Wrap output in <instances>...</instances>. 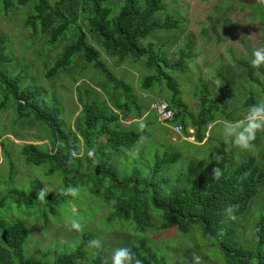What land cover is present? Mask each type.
I'll list each match as a JSON object with an SVG mask.
<instances>
[{
	"label": "rangeland",
	"instance_id": "obj_1",
	"mask_svg": "<svg viewBox=\"0 0 264 264\" xmlns=\"http://www.w3.org/2000/svg\"><path fill=\"white\" fill-rule=\"evenodd\" d=\"M115 5L119 0H110ZM163 9L153 15L162 20L173 16L179 20L176 29L155 32L141 42L151 45L152 52L162 58L168 67L179 60L182 71L169 72L176 82L179 101L189 115L198 109V88L206 86L208 100L217 99L218 109L225 106L224 113L217 112L215 121L208 123L203 130V139L196 143L188 136L172 134L165 126L157 124L149 106L155 98L165 99L164 85L152 87L147 91L139 90L140 79L150 73L142 60L129 57L119 64L116 59L106 56L99 47V38L88 33L87 42L98 51L111 78L123 82L126 91L137 103L147 108L140 117L134 111L128 115L113 114L109 117L122 134L135 132L138 139L147 136L143 145L134 143L129 148L116 146L110 154L108 163L121 180L132 169L137 173L134 189H143L142 179L164 182L162 189L189 186L199 172L213 176V169L220 165H235L246 156L258 155L264 150V131L257 133L252 150H242L223 134L225 122L244 119L248 109H239L242 101L252 95L253 105L264 101V65L254 68L252 76L256 82H248L244 69L239 62H250L253 50L264 47V0H162ZM32 4L18 5L10 0L3 8L0 0V36L3 37L6 62L0 63V73L19 87L33 89L40 96L37 104L49 108H59V119L63 129L73 132L80 105L95 101L107 107L106 96L97 86L107 82L89 67L83 68L81 61L74 59L69 72H59L49 79L43 76L46 66L56 57L64 45L74 38V30L69 29L56 42L50 43L46 33L37 26L29 27L25 20L31 14ZM86 29L84 20H80ZM183 56L178 58L179 53ZM223 78L231 81L228 91L222 87ZM0 218L5 222L20 220L29 228L22 246L23 255L31 264H51L57 256L75 250L84 232L92 239H100V249L90 248L87 244L83 258L75 264H96V259L111 264L115 248L136 244L144 239L164 264L178 261L194 264L193 256L201 258V264H225L215 248L213 239H205L198 227H192L185 234L175 228L159 230V217L151 204L147 205L148 223L141 229L128 222L111 217L115 204L114 188L107 177L91 175V166L85 162L84 148L79 141L78 156L72 153L67 157V172L60 169L47 170L50 164L32 166L25 164L19 154L22 144H33L40 150H57L64 153L63 147H51V137L45 125L33 119L32 114L19 118L15 112L13 95L5 94V85L0 84ZM226 114V115H225ZM146 124L144 129L139 126ZM188 129V128H187ZM186 138V139H184ZM67 143L65 148H69ZM139 148L138 157L131 155ZM110 151L108 148L105 152ZM176 153L172 164L158 166L152 176L155 156ZM222 156L217 162L215 157ZM258 160V159H257ZM54 164V163H53ZM68 186L78 187L77 197L64 194ZM47 187L49 195L41 202L38 191ZM22 193L21 201L15 196H7L10 191ZM35 192L30 203H24ZM108 199V200H107ZM28 201V200H27ZM264 209V187L251 201L246 212L236 221L235 237L238 244L252 251L255 240L252 225ZM77 214L82 218L84 229L77 232L70 228L69 218Z\"/></svg>",
	"mask_w": 264,
	"mask_h": 264
},
{
	"label": "trees",
	"instance_id": "obj_2",
	"mask_svg": "<svg viewBox=\"0 0 264 264\" xmlns=\"http://www.w3.org/2000/svg\"><path fill=\"white\" fill-rule=\"evenodd\" d=\"M16 4H32L31 14L26 17V24L33 28L37 26L42 33H46L50 43L56 42L69 29L74 30V38L63 46L60 53L44 69L45 79L53 77L59 72H69L74 59L81 61L83 68L89 67L97 73L107 86L98 85L105 96L108 105L102 107L95 101H88L80 105L78 119L75 120L73 132L63 129L59 119L60 109L54 105L46 108L37 104L40 94L33 89L15 86L0 73V84L5 85V94L13 95L15 112L19 118L32 114L33 119L45 125L51 137V147H63L64 153L55 150H40L33 144H22L19 147L25 164L39 166L50 164L47 172L60 169L67 172L68 156L78 152V144L84 148L85 162L90 165L91 175L107 177L115 192V204L111 217L114 220L128 222L141 230L149 219L147 205L151 204L159 217V230L175 228L180 233H187L190 228L198 227L205 239H213L215 248L225 264H264V209L252 225V234L255 245L252 251L242 248L235 237L237 219L243 215L251 201L264 187V150L255 156H246L235 165L224 164L221 175L214 179L203 171L191 179L189 186L162 189L164 182H153L142 179L143 189L136 191L134 183L137 173L134 169L121 180L116 179L115 170L108 165L110 154L116 146L129 148L138 139L135 132L122 134L109 121L113 114L128 115L134 111V116L140 117L146 107L137 103L123 82L112 79L110 72L101 61L100 54L87 42V32L95 33L100 42L103 53L116 59L119 64L129 57L135 61L142 60L150 73L142 77L138 83L139 90L147 91L161 84L167 92L164 99L174 111V120L182 128V136L186 129L193 130V140L200 143L203 139V130L208 123L214 122L217 112L224 113L225 106L218 109V100H208L205 85L198 88L199 99L197 111L189 115L184 105L179 101V91L176 82L169 72L182 71L180 61L168 67L160 56L154 54L151 45L143 46L141 42L155 32L176 29L179 20L173 16H165L162 20L153 19V15L163 9L162 0H119L112 5L110 0H14ZM10 0H1L3 8H7ZM83 19L86 29L80 26ZM180 52L178 58L182 57ZM8 59L4 54L3 37L0 36V63ZM244 69V77L248 82H256L252 76L253 67L250 62H239ZM231 81L223 78L222 87L228 91ZM252 95L244 99L238 107L241 110L253 105ZM0 103V107H1ZM226 115V114H225ZM67 143L70 147L65 148ZM95 148V161L88 157L89 149ZM108 150L105 152V150ZM112 150V151H111ZM176 153L155 156L152 176L158 172V166L172 164L176 161ZM258 159V160H257ZM54 163V164H53ZM35 192L24 201L30 203ZM7 196H15L21 201L22 193L10 191ZM108 200V199H107ZM4 198L0 199V207ZM238 205L236 220L229 219L224 214L227 205ZM223 230V235L218 232ZM29 233V228L20 220L5 222L0 218V264H31L23 255V242ZM92 235L84 232L80 243L70 253L60 254L51 264H75L83 258V248L91 240ZM128 247L142 261V264H164L144 239ZM96 264H105L96 259ZM109 264V263H108ZM173 264H182L175 261Z\"/></svg>",
	"mask_w": 264,
	"mask_h": 264
},
{
	"label": "clouds",
	"instance_id": "obj_3",
	"mask_svg": "<svg viewBox=\"0 0 264 264\" xmlns=\"http://www.w3.org/2000/svg\"><path fill=\"white\" fill-rule=\"evenodd\" d=\"M252 59L250 61L252 67L259 68L264 65V47H259L253 50ZM141 129L146 127V124L141 123L139 126ZM264 131V101H261L257 104H254L249 107L248 112L244 119L235 121V122H225L223 126V134L226 138L237 147L242 150H252L255 145L254 141L256 140L257 133ZM148 140L147 136L139 137L137 145H143ZM95 148L88 150V157L95 161ZM134 157H138L139 148L131 153ZM73 157H77L78 153L73 152ZM217 162L222 160V156L217 155L215 157ZM214 179H218L221 175L220 168L213 169ZM64 194L70 195L72 197H77L80 193L78 187L68 186L66 189L62 190ZM49 195V190L47 187L41 188L37 193V199L41 202L46 200V197ZM238 205L229 204L224 209V214L231 220H236L235 215L238 210ZM70 228L82 232L84 229V224L82 223V218L77 214L69 218ZM223 235V230L221 229L218 232V236ZM90 248L100 249L102 247V242L100 239H92L88 242ZM111 264H142V261L136 256V254L131 250L130 247L122 246L117 247L113 250L111 255ZM194 264H201V258L199 256H193ZM105 264H108L107 260Z\"/></svg>",
	"mask_w": 264,
	"mask_h": 264
},
{
	"label": "built area",
	"instance_id": "obj_4",
	"mask_svg": "<svg viewBox=\"0 0 264 264\" xmlns=\"http://www.w3.org/2000/svg\"><path fill=\"white\" fill-rule=\"evenodd\" d=\"M149 109L153 114L154 120L157 124L165 126L172 134L182 136L181 125L174 120V111L164 99H153V101L150 103ZM186 131L188 134L186 138H191L190 136L193 134V130L188 128Z\"/></svg>",
	"mask_w": 264,
	"mask_h": 264
}]
</instances>
